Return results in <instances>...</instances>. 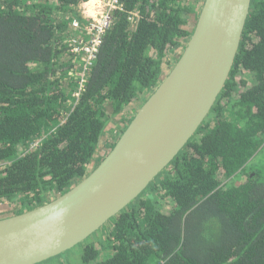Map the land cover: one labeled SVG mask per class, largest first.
I'll return each mask as SVG.
<instances>
[{"label": "trees", "instance_id": "1", "mask_svg": "<svg viewBox=\"0 0 264 264\" xmlns=\"http://www.w3.org/2000/svg\"><path fill=\"white\" fill-rule=\"evenodd\" d=\"M83 1L0 0V204L20 199L30 210L81 181L111 118L159 85L163 60L192 35L188 15L199 6L121 0L126 12L116 14L76 99L81 60L75 63L67 38ZM134 11L141 19L132 23ZM243 72L252 76L250 86L238 81ZM263 145L264 0H253L210 116L107 224L108 234L100 229L80 244V264H264V176L248 169ZM160 193L173 203L171 212L157 201Z\"/></svg>", "mask_w": 264, "mask_h": 264}, {"label": "water", "instance_id": "2", "mask_svg": "<svg viewBox=\"0 0 264 264\" xmlns=\"http://www.w3.org/2000/svg\"><path fill=\"white\" fill-rule=\"evenodd\" d=\"M253 0H205L192 35L103 161L67 192L0 219V264H41L121 214L196 136L234 67Z\"/></svg>", "mask_w": 264, "mask_h": 264}, {"label": "rangeland", "instance_id": "3", "mask_svg": "<svg viewBox=\"0 0 264 264\" xmlns=\"http://www.w3.org/2000/svg\"><path fill=\"white\" fill-rule=\"evenodd\" d=\"M205 0H199V6H198V12L196 14L188 15L189 20V29L193 30L196 26L198 16L200 9L202 8ZM79 7V5H78ZM76 8V10L79 12V8ZM81 13L79 12L78 15ZM76 19V17L74 18ZM73 20V19H72ZM189 38L185 39L183 44L175 48L171 54H168V56L163 60L162 65V75H161V81L160 83L168 76V74L171 72L173 66L178 61L184 47L187 45V41ZM238 81L244 79L248 81V85L252 84L253 78L252 76L247 73L243 72L241 74H238L237 76ZM159 83V84H160ZM153 90L150 92H147L146 94L140 95L138 98H135L134 102L128 106L120 115L112 117L111 118V124L112 128L111 130H107V132L103 135L101 139V143L98 149V152L96 153L94 157L93 163L89 166L90 172H92L107 156V154L112 150V146L116 144V142L119 140L120 136L123 134V132L126 130L128 125L131 123L133 118L136 116L140 108L145 104V102L148 100L149 96L152 94ZM111 109H109V112ZM228 115L231 117V113H228ZM251 162V161H250ZM248 169L255 170L262 174L264 176V145L262 148V151L256 156L254 160L249 164ZM224 182H226L223 178V176L220 177ZM80 180L76 181L74 185H76ZM157 201L159 202L160 206L163 207V210L167 213L171 212L173 210V203L168 199H163L162 193L158 194ZM24 204L22 201L16 200L15 202H3L0 204V219L10 217L12 215H17L22 212L27 211L25 209ZM103 234H108L109 225L104 226L103 228ZM93 237V236H92ZM95 240V239H93ZM83 245V244H82ZM82 246H77L73 250L68 251V253L63 255V258H60L56 261L55 264H80V248ZM98 247L101 249L103 255L107 253V250L98 244ZM73 252H76L74 257L71 255ZM61 256V255H60ZM57 258V257H56ZM55 259V258H52ZM51 260V259H50ZM54 262V260H53Z\"/></svg>", "mask_w": 264, "mask_h": 264}, {"label": "built area", "instance_id": "4", "mask_svg": "<svg viewBox=\"0 0 264 264\" xmlns=\"http://www.w3.org/2000/svg\"><path fill=\"white\" fill-rule=\"evenodd\" d=\"M78 8L81 14L72 20L73 33L67 38L75 63L81 60L77 88L73 94L76 99L80 98L86 86L105 37L117 20L116 14L126 12L121 0H87L81 2ZM129 19L132 23L138 22L141 19L140 12L134 11Z\"/></svg>", "mask_w": 264, "mask_h": 264}, {"label": "crops", "instance_id": "5", "mask_svg": "<svg viewBox=\"0 0 264 264\" xmlns=\"http://www.w3.org/2000/svg\"><path fill=\"white\" fill-rule=\"evenodd\" d=\"M250 85H251V84H249V86H250ZM227 117L230 118V117L228 116V113H227ZM262 148H263V147H262ZM262 148H261V150L257 153L256 156H258V154L262 151ZM256 156H255L252 160H254V159L256 158ZM252 160H251V162H252ZM251 162H250V163H251ZM250 163H249V164H250ZM248 167H249V165H248Z\"/></svg>", "mask_w": 264, "mask_h": 264}]
</instances>
